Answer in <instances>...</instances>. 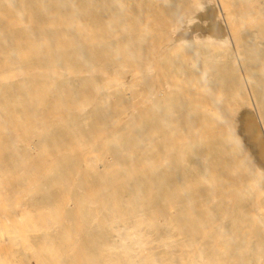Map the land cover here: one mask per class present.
<instances>
[{"label":"bare ground","instance_id":"6f19581e","mask_svg":"<svg viewBox=\"0 0 264 264\" xmlns=\"http://www.w3.org/2000/svg\"><path fill=\"white\" fill-rule=\"evenodd\" d=\"M0 264H264V0H0Z\"/></svg>","mask_w":264,"mask_h":264},{"label":"rangeland","instance_id":"374dc122","mask_svg":"<svg viewBox=\"0 0 264 264\" xmlns=\"http://www.w3.org/2000/svg\"><path fill=\"white\" fill-rule=\"evenodd\" d=\"M94 155L95 154H89V157H91V159H89L88 164L91 166H93L94 164L98 163L95 159H94ZM98 166H100L99 168H101V165L98 163ZM242 245H243V241H242Z\"/></svg>","mask_w":264,"mask_h":264}]
</instances>
